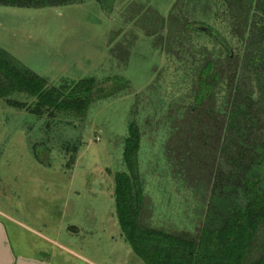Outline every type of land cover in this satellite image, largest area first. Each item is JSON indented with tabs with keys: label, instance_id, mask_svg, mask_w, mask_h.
Here are the masks:
<instances>
[{
	"label": "rangeland",
	"instance_id": "obj_1",
	"mask_svg": "<svg viewBox=\"0 0 264 264\" xmlns=\"http://www.w3.org/2000/svg\"><path fill=\"white\" fill-rule=\"evenodd\" d=\"M114 1L109 11L98 0L46 8L0 6V47L50 85L111 75L128 82L116 95L94 101L82 120L37 117L0 96V214L22 226L31 247L36 243L54 251L55 264H84L83 259L148 264L128 241L116 201V174L129 172L124 152L133 124L142 134L143 224L188 231L202 225L206 206L189 186L192 180H185L180 167L174 170L180 160L170 149L176 115L192 106L196 85L167 56L165 38L146 35L134 28V20L124 22L135 3L167 19L175 0ZM222 21L211 24L223 30ZM209 33L220 37L212 29ZM119 43L128 48L125 64L111 55ZM20 96L35 100L24 92ZM198 157L202 161L192 163L206 168V159ZM227 248L224 244L217 252ZM237 254L239 264L258 261L240 262L242 250Z\"/></svg>",
	"mask_w": 264,
	"mask_h": 264
},
{
	"label": "trees",
	"instance_id": "obj_2",
	"mask_svg": "<svg viewBox=\"0 0 264 264\" xmlns=\"http://www.w3.org/2000/svg\"><path fill=\"white\" fill-rule=\"evenodd\" d=\"M85 1L0 0V6L46 8ZM98 1L108 11L115 2ZM218 18L224 19L225 29L211 24ZM133 20L134 28L146 35L165 38L167 56L196 85L194 103L176 115L170 149L180 160L174 170L180 167L185 180H192L189 186L206 207L199 230L143 224L147 196L138 159L142 134L133 124L124 152L129 172L116 174L117 208L128 241L148 264H239L238 250L243 254L240 262L258 259L256 264H264V0H175L167 19L135 3L124 22ZM124 47L119 43L111 50L119 64L128 62ZM127 87L118 75L52 86L0 47V96L37 117L82 120L94 101ZM15 92L20 93L11 96ZM23 92L35 100H22ZM198 155L206 159V168L192 163L194 158L202 161ZM224 244L228 248L218 253Z\"/></svg>",
	"mask_w": 264,
	"mask_h": 264
},
{
	"label": "crops",
	"instance_id": "obj_3",
	"mask_svg": "<svg viewBox=\"0 0 264 264\" xmlns=\"http://www.w3.org/2000/svg\"><path fill=\"white\" fill-rule=\"evenodd\" d=\"M16 224H10L6 217L0 214V264H55L54 251L45 247L39 248L36 243L31 247L30 241L22 234L21 230L24 229ZM82 263L88 264L84 259Z\"/></svg>",
	"mask_w": 264,
	"mask_h": 264
}]
</instances>
